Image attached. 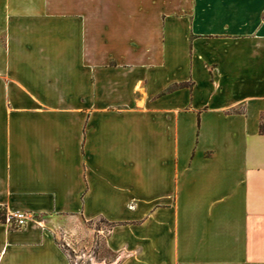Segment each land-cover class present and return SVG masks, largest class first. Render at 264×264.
Returning a JSON list of instances; mask_svg holds the SVG:
<instances>
[{"label": "crops", "instance_id": "0c3cea01", "mask_svg": "<svg viewBox=\"0 0 264 264\" xmlns=\"http://www.w3.org/2000/svg\"><path fill=\"white\" fill-rule=\"evenodd\" d=\"M260 127L264 0H0V264H264Z\"/></svg>", "mask_w": 264, "mask_h": 264}, {"label": "rangeland", "instance_id": "374dc122", "mask_svg": "<svg viewBox=\"0 0 264 264\" xmlns=\"http://www.w3.org/2000/svg\"><path fill=\"white\" fill-rule=\"evenodd\" d=\"M40 220V217H34ZM51 221V220H50ZM58 244L69 256L71 264H109L105 237L109 226L102 221L83 222L79 218L49 222Z\"/></svg>", "mask_w": 264, "mask_h": 264}, {"label": "built area", "instance_id": "2783aa9c", "mask_svg": "<svg viewBox=\"0 0 264 264\" xmlns=\"http://www.w3.org/2000/svg\"><path fill=\"white\" fill-rule=\"evenodd\" d=\"M1 217L2 215H0V223L6 224L9 227L14 226L16 228H20L26 224L28 216L24 213L11 214L7 212L2 222H1Z\"/></svg>", "mask_w": 264, "mask_h": 264}, {"label": "trees", "instance_id": "16d2710c", "mask_svg": "<svg viewBox=\"0 0 264 264\" xmlns=\"http://www.w3.org/2000/svg\"><path fill=\"white\" fill-rule=\"evenodd\" d=\"M260 131H261V132H264V128H263V127H260ZM6 213H7L6 208L0 206V215H2V217H1V222L4 220V217H5V214H6ZM10 228H12V229H16V227H14V226H11Z\"/></svg>", "mask_w": 264, "mask_h": 264}]
</instances>
